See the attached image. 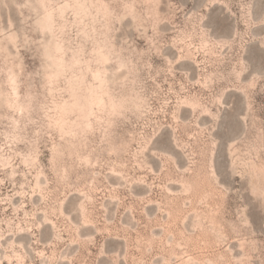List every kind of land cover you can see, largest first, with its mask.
Here are the masks:
<instances>
[{
  "label": "rangeland",
  "instance_id": "obj_1",
  "mask_svg": "<svg viewBox=\"0 0 264 264\" xmlns=\"http://www.w3.org/2000/svg\"><path fill=\"white\" fill-rule=\"evenodd\" d=\"M27 3L35 6V0H0V152L12 156L7 168L0 164V231L6 236L16 232L14 238L25 249L17 244L15 250L25 255L26 264H115L117 260L130 264L149 252L164 259L179 258L183 264L189 257L208 264L221 255L239 261L246 256V240L259 245L264 236L251 223L252 217H248L250 232H226L223 241L207 230L212 218L223 227L239 219L237 201L231 198L237 190L240 201L245 196L255 200L251 190L245 192L241 187L244 182L240 177L231 175L235 187L227 201L219 199L214 181L220 174L211 175L217 167L223 172L227 166L231 172L235 164L238 171L248 174L245 186L250 188L254 183L259 188L261 183V177L244 165L254 162L253 156L258 159V152L249 153L248 145H258L259 121L264 118L260 115L264 107V83L259 80L264 47L260 41L264 31L258 18L260 0H204L210 7L202 10L200 0H180L178 10L168 18L170 22L160 29L167 33V40L161 41V54H152L141 63L135 89L128 86L129 96L135 93L134 100L125 102L115 94L111 73L116 66H108L109 91L117 106L124 103L125 114L112 116L107 106L102 127L92 117L94 129L84 147L80 135L84 116H76L84 111V93L78 94L75 101H69L66 114L72 127L69 131L78 135L66 136L63 142L58 132L54 140L50 135L43 137L38 166L32 167L24 162L22 154L26 155L31 147L24 144L28 138L26 126L32 132L35 128L28 123L27 110L21 117L19 111L13 113L6 107L10 100L14 103L15 97L8 83L10 74L17 80L18 101L25 109L29 106V89L32 93L39 91L41 100L45 92L43 77H34L37 69L43 71L41 57L35 46L25 47L26 38H36L35 33L26 30L34 27L36 18L33 9L23 7ZM125 28L134 34L133 49L144 51L153 43L150 28ZM40 53L44 54L43 49ZM51 55H57L54 45ZM48 63L54 65L55 61ZM76 71L79 74V68ZM254 76L255 85L248 87ZM65 100L68 96L59 90L52 92L46 102L53 111L40 113V119L46 121L47 116H53L55 106H64ZM196 100L201 104L193 108ZM136 102L142 107L138 109ZM250 112L255 122L249 118ZM12 119L18 123L10 128ZM234 129L240 131V137L229 140ZM205 132L218 142L215 147L207 146ZM54 149L69 150L66 164L58 169L53 164ZM84 151H88L91 161L81 164L79 154ZM12 165L17 170L15 177L10 174ZM39 172L48 195L46 201L35 187ZM65 174L68 182L63 179ZM85 198L88 222L77 211ZM6 252L12 254L10 260L3 256ZM61 255L66 258L61 259ZM0 257L3 264H16L11 248L0 247ZM247 257L254 258L251 252ZM255 258H259L258 249Z\"/></svg>",
  "mask_w": 264,
  "mask_h": 264
},
{
  "label": "snow or ice",
  "instance_id": "obj_2",
  "mask_svg": "<svg viewBox=\"0 0 264 264\" xmlns=\"http://www.w3.org/2000/svg\"><path fill=\"white\" fill-rule=\"evenodd\" d=\"M180 0H35V6L31 3L23 5V7L33 9L35 13L34 27H28L26 30L35 33V39H25V47L35 46L34 50L41 57V69H37L34 77H43V87L45 92L43 100L40 99L41 93L37 91L32 93L29 89V106L27 109L20 107L11 100L6 107L13 113L19 111L21 117L24 116L27 110L29 119L28 123L33 125L35 131L27 129L25 135L28 137L24 140L25 145H31L27 154L24 157V162L29 166H38L36 157L39 155L41 147L40 141L43 137L52 136L53 140L59 133L61 142L66 136L76 137L75 131H66L62 119H54L52 116H47L46 121H42L39 117L40 113H50L53 111L46 102L52 92L59 90L61 93L68 96V100L64 101L65 109L69 106V101H75L78 94L84 92H93L94 85L103 84L108 81V66L115 65V71L111 73L115 84V94L123 97L125 102H131L135 99V93L131 96L128 94V86L132 85L135 89L139 77L137 73L140 71V65L152 54H161L159 49L162 47L161 41L167 40V33H161L162 26H166V21L171 16L174 10H178ZM201 10L205 6L204 0H200ZM147 14V15H146ZM261 30L264 31V0H260V10L258 14ZM32 20L33 17H29ZM170 22V21H168ZM211 19L208 26L211 27ZM125 25L135 27L137 31L150 28L152 31L153 43L144 51L135 50L132 47L134 34L126 31ZM261 44L264 45V35L260 37ZM54 45L55 57L51 55V49ZM40 49H43L44 54L41 55ZM90 49V51H89ZM156 49L155 53L153 50ZM128 55H125V54ZM114 58V59H113ZM55 61V64L48 63ZM171 63V62H170ZM79 68V74L77 69ZM245 68L242 67L241 71ZM122 77L123 79H119ZM257 77H253L248 87L255 85ZM259 80L264 83V47L261 48V66L259 69ZM8 83L11 85L12 92L16 91V78L10 74ZM39 85L40 81L37 80ZM60 85H64L60 87ZM243 91L247 94L248 89ZM72 107H75L73 103ZM124 103L119 106L114 105L111 115L123 116L125 114ZM35 115L36 119H31ZM261 117H264V107L261 108ZM249 118L255 122V116L252 112L249 113ZM3 119H11L9 116H4ZM18 121L12 119V125ZM115 123V122H113ZM247 123V119L245 121ZM258 145L249 144V153L258 152V159L253 156L249 162V167L255 169V164H259L257 169L261 176L259 188L253 183L250 188L248 183V174L243 171H238L235 164L231 172L227 166L223 172L217 167L211 175L220 174L219 179L214 181L219 199L227 201L229 193L235 187V183L231 176H239L244 182L241 187L245 192L251 190L255 200L245 196L243 201H240L241 193L239 190L235 193L232 199L237 201L236 214L239 215L238 220H234L231 225L224 227L217 233V239L223 241L226 239L225 233L239 234L241 231L250 232L251 227L248 222V217H252V224L260 229L261 235L264 236V118L259 121ZM211 127V126H209ZM93 131L91 123L85 125L82 134V140L86 146L88 135ZM234 134L229 135V140H237L240 137V131L233 130ZM248 130H244V138H247ZM204 141L209 148L215 147L217 141L214 137H209L207 132L204 133ZM143 143V142H142ZM5 147H10L5 145ZM63 147V145H61ZM72 147H75L73 145ZM69 150L56 151L54 149L53 164L58 169L60 164L67 162ZM75 156L77 153L72 152ZM217 155L219 150L217 149ZM10 159V157H9ZM85 161L81 160V164ZM8 165L5 164V168ZM57 178H60L59 171L56 173ZM65 182L67 174L63 177ZM55 182V181H52ZM3 183V181H0ZM39 187V184L37 185ZM35 191V190H34ZM41 196L44 201L48 199L47 192L44 188L41 189ZM86 200L82 201L77 209L78 212L84 214L85 222H87ZM43 203V202H42ZM247 208L244 209V205ZM259 205V211H257ZM42 206V205H41ZM230 230V231H229ZM244 249L250 251L253 259H249L247 255L239 261L232 259H224L221 257L218 260L210 261L208 264H264V240H261L257 245L254 240L244 242ZM258 249L259 258H255V251ZM221 250L222 246H221ZM143 247L140 248V253H143ZM42 255V254H41ZM103 255V251H101ZM165 255H167L165 253ZM16 264H24V261L17 257ZM34 264H41V261H34ZM47 264V262H43ZM97 264H113L111 261H99ZM115 264H125L122 260L115 261ZM130 264H183L179 258L176 260L164 259L157 257L151 252L143 259H133ZM191 264H204L202 261H192Z\"/></svg>",
  "mask_w": 264,
  "mask_h": 264
},
{
  "label": "bare ground",
  "instance_id": "obj_3",
  "mask_svg": "<svg viewBox=\"0 0 264 264\" xmlns=\"http://www.w3.org/2000/svg\"><path fill=\"white\" fill-rule=\"evenodd\" d=\"M204 28V27H203ZM205 34V33H204ZM234 35V34H233ZM189 36H192L189 35ZM212 36V35H211ZM218 40V39H217ZM227 40V39H226ZM204 42L205 43H208L206 37L204 38ZM204 44V43H203ZM213 47V46H211ZM216 47V46H215ZM238 76L240 77V75L238 74ZM110 77V76H109ZM109 81V79H108ZM243 82V81H242ZM108 83L109 82H105L103 84H97V85H94V91L93 92H84V111L82 112H77L76 116L79 117V116H84V127L85 125L91 123L92 125V129H94V124L93 122H91V118L94 117L95 120L100 124V126L102 127V124L100 123L102 121V119H104V112L108 107H110L111 109H113V106L116 105V102L114 100V94H112L110 91H109V86H108ZM209 83V82H208ZM244 83V82H243ZM14 95L15 97L13 98L14 100V103L20 107L21 104L19 103L18 101V96H19V91H18V86H17V80H16V91L14 92ZM219 101L220 103H224L222 101V98H219ZM200 101L199 100H196L192 103V107L193 108H197L200 106ZM135 106L139 109L142 107V104L140 102H136L135 103ZM55 112H54V115L52 116L54 119H62V122L64 123V126H65V129L66 131H69V129H72V127H70V123H69V120H68V117H67V113L69 112L68 111V107L67 109H65L64 106H60L59 104H57L55 106ZM112 112V111H111ZM82 126V125H80ZM84 130V128H83ZM140 139V138H139ZM71 145H73V143H70ZM79 145H82V140L80 139L79 141ZM59 147V146H58ZM76 147V146H75ZM86 147V146H84ZM78 146L76 147V150L79 151L78 149ZM3 149V148H2ZM142 151V150H141ZM22 156L25 157V155L22 154ZM10 157V159H9ZM79 157L82 158L86 163H89L91 161L89 155H88V151H84L83 154H79ZM11 159H12V156H4L1 152H0V164L2 163V165L5 166V164L7 165H11ZM36 160L38 161V156L36 157ZM255 163V161L253 162ZM246 167H247V170H249L252 174H254L255 176L257 177H261L259 172H258V168H259V164L256 163L255 164V169L253 168H250L249 167V163L247 162V164H244ZM16 173H17V170L15 169V167L12 165V169H11V172L10 174L12 176H16ZM199 175V173H198ZM42 174L39 172L36 177H35V187L38 188L39 192L41 193V189L43 188V181H42ZM0 181H3L2 177L0 176ZM1 184V183H0ZM39 184V187H37V185ZM187 192V191H186ZM14 202V201H13ZM16 205V204H14ZM20 207V206H19ZM59 208L61 209V211L63 212V202L61 201L60 204H59ZM194 208V207H193ZM170 214V213H169ZM82 215L84 216V214L82 213ZM81 215V216H82ZM48 218L45 217V221H47ZM89 220L87 219V222ZM90 223V222H89ZM54 224V222H53ZM55 225V224H54ZM54 228V227H53ZM223 228V224L218 222L217 220H215L214 218L210 219L209 221V224H208V232L209 230L217 237V233ZM24 229L21 228L20 231H23ZM169 231V230H168ZM14 235H16V232H14L12 234V236H6L5 233L1 232L0 231V247H3L5 249L7 248H11L14 252V256L17 258H21L23 261H24V264H26V261H25V255H23L22 253L18 252L15 250V246L17 244H20L24 249H25V245L18 241L17 239L14 238ZM157 236V235H156ZM17 237V236H16ZM154 239V237L152 236V238L150 237L148 239V241L151 243L152 240ZM2 250V249H1ZM244 250V255H250V252L243 249ZM4 251V250H3ZM29 254V253H28ZM3 256H5L6 258H8L9 260L12 258V254H8L7 252L3 254ZM44 256V255H43ZM61 259H65L66 256L65 255H61L60 256ZM221 257H224L223 255L219 256L217 259H214L215 260H218L220 259ZM54 260L56 259L57 260V256H54L52 257ZM51 259V258H50ZM196 258L195 257H189L186 261H185V264H191L192 261H194ZM224 259H229V258H226L224 257ZM231 259V258H230ZM238 259V258H237ZM53 260V261H54ZM55 263V262H53ZM0 264H3L2 262V258L0 257Z\"/></svg>",
  "mask_w": 264,
  "mask_h": 264
}]
</instances>
